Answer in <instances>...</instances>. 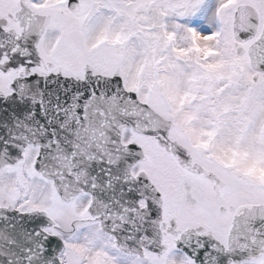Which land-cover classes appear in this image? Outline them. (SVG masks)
<instances>
[{
  "label": "snow or ice",
  "instance_id": "6c2138e0",
  "mask_svg": "<svg viewBox=\"0 0 264 264\" xmlns=\"http://www.w3.org/2000/svg\"><path fill=\"white\" fill-rule=\"evenodd\" d=\"M0 264H264V0H0Z\"/></svg>",
  "mask_w": 264,
  "mask_h": 264
}]
</instances>
